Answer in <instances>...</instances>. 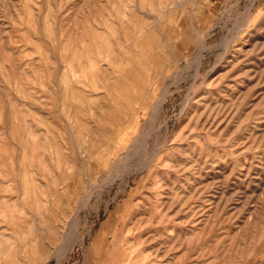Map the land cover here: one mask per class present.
Listing matches in <instances>:
<instances>
[{
	"label": "rangeland",
	"instance_id": "1",
	"mask_svg": "<svg viewBox=\"0 0 264 264\" xmlns=\"http://www.w3.org/2000/svg\"><path fill=\"white\" fill-rule=\"evenodd\" d=\"M0 264H264V0H0Z\"/></svg>",
	"mask_w": 264,
	"mask_h": 264
}]
</instances>
